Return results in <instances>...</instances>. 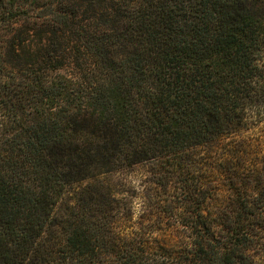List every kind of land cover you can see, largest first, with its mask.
Returning <instances> with one entry per match:
<instances>
[{
	"label": "trees",
	"instance_id": "16d2710c",
	"mask_svg": "<svg viewBox=\"0 0 264 264\" xmlns=\"http://www.w3.org/2000/svg\"><path fill=\"white\" fill-rule=\"evenodd\" d=\"M50 1L0 0V264H258L261 168L227 140L264 120V0ZM140 165L137 212L109 176Z\"/></svg>",
	"mask_w": 264,
	"mask_h": 264
},
{
	"label": "rangeland",
	"instance_id": "374dc122",
	"mask_svg": "<svg viewBox=\"0 0 264 264\" xmlns=\"http://www.w3.org/2000/svg\"><path fill=\"white\" fill-rule=\"evenodd\" d=\"M54 3V2H53ZM53 4L51 3L50 0H17L16 7L26 9L29 11V16L28 20L30 22L35 21V19H44L46 18L45 15L46 13H50V7ZM52 7H55L53 5ZM16 11V10H15ZM49 11V12H46ZM21 13V12H20ZM3 14V9L0 7V51L3 50V45L6 44V41H8V25H9V20L5 18ZM50 17V18H49ZM47 17L48 19H52V16ZM18 23H22L23 26L25 24L24 21L20 20ZM31 25V24H30ZM35 38H33V41ZM29 41V40H28ZM34 43V42H33ZM69 60L66 63L65 70L70 71L71 66H69ZM232 141V143L239 144L243 143L244 144V149L242 152H240V157H242L243 161H249V163L256 164L258 165V168H261V173L259 176H257V172L254 174V178L257 176L258 181L260 184L264 187V120L262 123L257 125L255 128L244 132L238 136H235L234 138H229L227 141ZM235 141V142H234ZM246 153H249L246 156ZM247 157V158H246ZM150 166L146 165H140L135 168H132L127 171H122L119 174H113L110 175L109 178L113 181L114 187L118 188V184L122 183L123 189L131 191L135 195V206L137 209V212H141L142 208L144 207V203H147V199L144 197L145 192H148L147 188L145 190V187L149 185V181L152 180V174L150 172ZM171 177L169 174H163L161 177H156V180L158 184H152V187H156L161 191V193L164 195V199L166 198V192H164V186H166L170 180L168 178ZM169 179H173L169 178ZM168 180V181H167ZM171 183V181L169 182ZM127 184L128 186H126ZM121 185V184H120ZM131 185V186H129ZM149 187V186H148ZM121 189V188H120ZM153 192V190H152ZM164 192V193H163ZM225 196V192H221L220 194V200H225L227 201V197ZM162 234L166 233L165 228H162L161 230ZM264 247V246H263ZM264 249V248H263ZM262 249V250H263ZM259 252V259H258V264H264V250L263 253L260 251H255L254 254L257 255Z\"/></svg>",
	"mask_w": 264,
	"mask_h": 264
}]
</instances>
